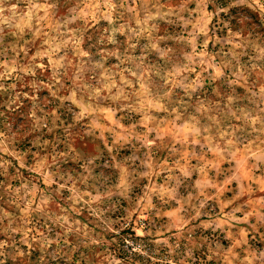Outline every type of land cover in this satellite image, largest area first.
<instances>
[{
  "label": "rangeland",
  "instance_id": "obj_1",
  "mask_svg": "<svg viewBox=\"0 0 264 264\" xmlns=\"http://www.w3.org/2000/svg\"><path fill=\"white\" fill-rule=\"evenodd\" d=\"M0 264H264V0H0Z\"/></svg>",
  "mask_w": 264,
  "mask_h": 264
}]
</instances>
